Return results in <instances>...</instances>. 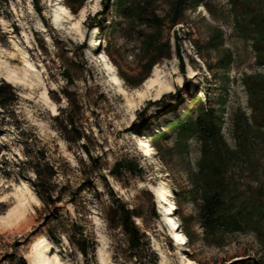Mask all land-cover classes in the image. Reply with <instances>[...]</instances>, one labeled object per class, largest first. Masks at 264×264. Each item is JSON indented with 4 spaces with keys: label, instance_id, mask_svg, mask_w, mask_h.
Segmentation results:
<instances>
[{
    "label": "rangeland",
    "instance_id": "obj_1",
    "mask_svg": "<svg viewBox=\"0 0 264 264\" xmlns=\"http://www.w3.org/2000/svg\"><path fill=\"white\" fill-rule=\"evenodd\" d=\"M52 1L0 0V83L11 86L8 106H0V219L16 207L24 182L40 201L27 220L0 222V264H33L44 237L70 264H135L128 235L107 220L120 204L142 216L133 220L154 253L148 261L182 264L165 206L150 190L160 181L173 194L186 257L264 264V0H63L70 15L58 10L57 22ZM103 55L129 93L156 67L175 91L133 108L109 83ZM25 70L27 84L7 82L11 73L24 80ZM204 112L217 127L213 138L190 128ZM136 137L150 141L151 157ZM27 155L53 166L52 196L61 202L39 197ZM214 197L223 217L206 227ZM74 223L94 243L88 260L68 240Z\"/></svg>",
    "mask_w": 264,
    "mask_h": 264
},
{
    "label": "bare ground",
    "instance_id": "obj_2",
    "mask_svg": "<svg viewBox=\"0 0 264 264\" xmlns=\"http://www.w3.org/2000/svg\"><path fill=\"white\" fill-rule=\"evenodd\" d=\"M57 4L54 6L57 7L55 9V16L54 18L57 20V11L59 10L64 15L69 16L70 13L68 9L64 8L62 6L63 0H54ZM52 1V2H54ZM100 0H92V2H98ZM95 7L92 9L95 11ZM89 13V7H84L81 9L80 12V19L75 24V28L79 31L82 28L83 22L87 17V14ZM3 27L7 31L8 34L12 35L13 40L16 39L15 35L12 32V28L7 24L4 23ZM14 45L18 52H21L24 56L25 63L27 66L32 68L28 61L29 54L27 51H25L16 41L14 42ZM102 59L104 61V69L108 72L109 76V83L113 85L118 93L123 95L128 104L136 108L139 105H142L144 102L148 100H159L163 95L169 94L175 91V85L171 79H166L162 74L163 72L156 67L151 75V77L144 83L141 89L136 90L133 93H129V91L125 88L123 81L121 78L117 75L114 67L110 65V62L106 55L102 56ZM31 73L29 70L24 71V80L21 78H16L13 76V73H11L8 77V83L12 85H24L27 84L26 79L29 78L28 74ZM191 77L195 78V72L191 71ZM34 83V80H32ZM178 82L181 83L182 80L178 79ZM43 97L45 101L52 107V109L55 111V105L51 103L50 97L48 95L47 90L45 89V92L43 94ZM139 144L142 145V155L144 157H151L153 152V146L151 145L150 141H143L140 137H136ZM159 167V166H158ZM152 194L157 199V202L159 206L163 209L165 206L163 212L165 213V221L168 223L169 228V237L172 236V241L175 243V245L179 248V250L182 251V264H197L190 258L186 257L185 254V247L187 246V239L183 235L184 233L181 230V226L179 225V222L175 219V208L176 204L174 202L173 194L171 193V190L165 183V181H160L158 184L151 186L150 188ZM17 201H16V207L11 209L7 215L2 216L0 219V222L5 225H13L22 221H25L29 217V210L34 208V204H40V201L37 199L36 195L33 193L31 188L28 186L26 182L23 183V185L17 190V192L14 194ZM164 221V222H165ZM166 223V222H165ZM171 230V231H170ZM172 234V235H171ZM58 248L55 246L54 243H52L47 237H44L37 241L33 247V264H70L67 261H63L61 258V254L59 252L53 251L54 249ZM180 251V252H181ZM184 251V252H183ZM162 252V251H161ZM103 256V255H102ZM163 256V255H162ZM104 264L105 261L103 260ZM164 264V262H162Z\"/></svg>",
    "mask_w": 264,
    "mask_h": 264
},
{
    "label": "trees",
    "instance_id": "obj_3",
    "mask_svg": "<svg viewBox=\"0 0 264 264\" xmlns=\"http://www.w3.org/2000/svg\"><path fill=\"white\" fill-rule=\"evenodd\" d=\"M8 89H11V86L9 84L0 83V106L6 107L8 106V103L10 102L7 99V91ZM63 94L69 98V92L67 90L63 91ZM212 117L209 113H202L197 119L194 125L190 126V128H196L197 132L201 135L203 138H213L216 135L217 127L212 122ZM70 128L73 127V122L66 121ZM192 124V123H191ZM189 126H183L180 133L184 134L189 129ZM27 161L28 164L31 165L32 170L34 171L36 175V183L34 184L35 190L37 191L39 197L42 199V201L45 204H56L58 202H61L59 198H53L52 196V185L51 181L53 177L56 175V172L54 171L53 166H49V164H44L37 161H34V159L31 156L27 155ZM120 164L117 165V167ZM49 169V171H47ZM128 169V168H127ZM131 174H134L132 170H128ZM116 174L113 172V176ZM207 207H205V212L203 216L205 217V225L206 227H213L217 224H219L221 217L223 215L219 213L220 208L222 206L220 197H214L211 200L208 201ZM208 212V213H207ZM133 217L142 218L141 214L138 213V210L136 208L129 209L126 205H118L115 208H111L107 213V220L109 221L110 227L113 229L122 228L124 232L128 235V244H129V259L131 261H134L135 264H155L153 261H148L147 258H151V256L154 254L151 248L149 247V244L145 242V239L147 238L145 233H143L138 226L135 224ZM232 221V225L235 227H238L239 222H237V219L235 217L230 218ZM68 240L69 242L74 245L81 254L87 258L90 256L89 249L90 245L94 244L91 239H88V237H85L84 231L80 230L77 223L73 224V229L68 230L67 232ZM51 235V234H50ZM55 241L56 238L54 236H50ZM59 243V240L57 241ZM93 247V245H92ZM122 249V248H121ZM93 253V251H92ZM91 253V254H92ZM92 264H95L92 262Z\"/></svg>",
    "mask_w": 264,
    "mask_h": 264
}]
</instances>
